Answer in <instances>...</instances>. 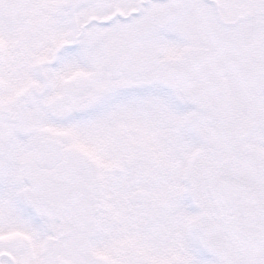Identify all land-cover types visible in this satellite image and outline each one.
Returning <instances> with one entry per match:
<instances>
[{
    "label": "snow or ice",
    "instance_id": "obj_1",
    "mask_svg": "<svg viewBox=\"0 0 264 264\" xmlns=\"http://www.w3.org/2000/svg\"><path fill=\"white\" fill-rule=\"evenodd\" d=\"M0 264H264V0H0Z\"/></svg>",
    "mask_w": 264,
    "mask_h": 264
}]
</instances>
